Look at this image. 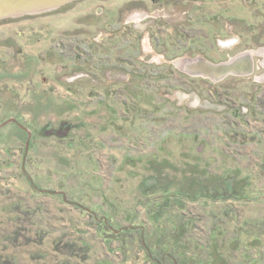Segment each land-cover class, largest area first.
<instances>
[{
  "label": "rangeland",
  "instance_id": "rangeland-1",
  "mask_svg": "<svg viewBox=\"0 0 264 264\" xmlns=\"http://www.w3.org/2000/svg\"><path fill=\"white\" fill-rule=\"evenodd\" d=\"M180 1L0 22V264H264V69L176 67L264 47V8L240 22L228 0L232 33L210 41L191 14L192 44Z\"/></svg>",
  "mask_w": 264,
  "mask_h": 264
},
{
  "label": "flooded vegetation",
  "instance_id": "flooded-vegetation-1",
  "mask_svg": "<svg viewBox=\"0 0 264 264\" xmlns=\"http://www.w3.org/2000/svg\"><path fill=\"white\" fill-rule=\"evenodd\" d=\"M183 1L186 2V5H184V6H183V4H184ZM259 1H262V0H252V1H250V3H251V5H250L247 0H240V4L238 5V7H240V9H242L246 13V15H238L241 18L238 19L237 18L238 16H237V17H235V20H238L240 22H244L246 20V18L248 17V14H252V12H254L256 10L261 12V10L264 8V5L262 3H260ZM180 2H182L181 4L183 7H180V14L176 15V17L178 18V20L183 21V22L180 23L181 24L180 28L175 30V33H178L177 37L179 40H181V41L182 40L191 41L194 39L198 40L197 37L191 38V37H188L185 35V33H189V30H190V32H193V33L194 32L196 33L197 29H198V31H200L199 28L195 29L193 27V24L188 23L189 17L191 14H192V16L197 17L198 19H199V15H201L202 24L204 25L203 29L206 30V31H204V30L203 31H204L205 37L208 39V41L213 40V39L215 40V38H217V37L220 38V36L223 33L224 34L225 33H227V34L232 33V30H233L232 26L233 25L231 22L232 21L231 15L233 14L232 11L234 9H236L237 6L230 5L231 2H228V0H218V2H217V0H181ZM186 8L188 10H184ZM216 8H217V11H216ZM251 8L255 9V10L252 11ZM234 15H236V14H234ZM134 16L135 15H133L130 18L131 19L130 23H132L135 26L137 24L140 25L141 23H139V22L141 21V19H139V17L134 19L133 18ZM183 16H185V19ZM258 16L261 18V20L264 18L263 14H260ZM159 17H160V19H163L164 22H167L170 20L171 17H174V15H170L169 13H167V11L164 10L162 12V14H160ZM145 18L150 20V19H153L154 17L153 16H145ZM185 22H187V24H184ZM216 23L218 25H222V28L220 26L216 28V26H217ZM187 29H188V31H187ZM219 30H221V31H219ZM195 40L192 44L197 43ZM177 43H179V42H177ZM238 44H240L239 38L234 39L233 41H228V42L224 43L223 46L231 47V46H235ZM177 46L180 49H183L178 44H177ZM245 52H253L252 53L253 59H254V71H253V73L255 72V70L257 69L258 66H259V69H264V47H256L255 50L254 49L253 50L252 49L251 50H245L241 53H245ZM241 53H239V54H241ZM257 61H258V63H257ZM182 62H183V60L178 61L176 63V67L182 68V64H181ZM256 64H258V66H256ZM213 82H215V81H213ZM254 82L264 84V77L255 79ZM234 193H235V189H234Z\"/></svg>",
  "mask_w": 264,
  "mask_h": 264
},
{
  "label": "water",
  "instance_id": "water-1",
  "mask_svg": "<svg viewBox=\"0 0 264 264\" xmlns=\"http://www.w3.org/2000/svg\"><path fill=\"white\" fill-rule=\"evenodd\" d=\"M81 0H0V22L47 15L64 9ZM181 71L191 76L210 79L215 82L222 81L228 76H250L254 71V59L251 55L241 53L227 62L212 63L204 58L184 59ZM16 122L10 119L4 125ZM28 132L26 152L29 148L31 133ZM106 222V221H105ZM114 231V230H113ZM118 233L119 231H114Z\"/></svg>",
  "mask_w": 264,
  "mask_h": 264
},
{
  "label": "trees",
  "instance_id": "trees-1",
  "mask_svg": "<svg viewBox=\"0 0 264 264\" xmlns=\"http://www.w3.org/2000/svg\"><path fill=\"white\" fill-rule=\"evenodd\" d=\"M167 168H171V167H164L163 169H167ZM206 191H202V192H198V194H201V196H203V197H208V192L210 191V189H211V187H206Z\"/></svg>",
  "mask_w": 264,
  "mask_h": 264
},
{
  "label": "bare ground",
  "instance_id": "bare-ground-1",
  "mask_svg": "<svg viewBox=\"0 0 264 264\" xmlns=\"http://www.w3.org/2000/svg\"><path fill=\"white\" fill-rule=\"evenodd\" d=\"M246 53L249 54V55H251L252 58H253V55H252L253 52H246Z\"/></svg>",
  "mask_w": 264,
  "mask_h": 264
}]
</instances>
